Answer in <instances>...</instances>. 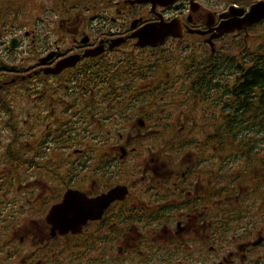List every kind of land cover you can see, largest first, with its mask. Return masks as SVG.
<instances>
[{
	"label": "flooded vegetation",
	"instance_id": "flooded-vegetation-1",
	"mask_svg": "<svg viewBox=\"0 0 264 264\" xmlns=\"http://www.w3.org/2000/svg\"><path fill=\"white\" fill-rule=\"evenodd\" d=\"M61 1L0 9V264H264V16L230 25L264 0ZM65 199L105 207L60 234Z\"/></svg>",
	"mask_w": 264,
	"mask_h": 264
},
{
	"label": "trees",
	"instance_id": "trees-1",
	"mask_svg": "<svg viewBox=\"0 0 264 264\" xmlns=\"http://www.w3.org/2000/svg\"><path fill=\"white\" fill-rule=\"evenodd\" d=\"M37 0H0V9L3 7L9 8V15L19 16L21 14V10L25 6H29L30 2H36ZM65 1V0H64ZM29 2V3H27ZM10 26H14V19L10 20ZM0 28H2V24L0 23ZM260 51L256 52L251 56L252 60L256 64H264V54H260L263 51V48H259ZM250 84L243 85H235L236 93L239 91V95L241 97V103H243L242 98L244 93L246 94L244 100V111L248 110L250 112L249 116V126L250 133L249 137L242 136V142L244 144L248 143L251 146L254 144L261 143L262 135L260 133H264V69L263 68H252L250 70ZM250 94V98L247 97V94ZM243 110V109H242ZM245 118L241 117V124L244 126ZM256 193H260L259 182L256 183Z\"/></svg>",
	"mask_w": 264,
	"mask_h": 264
},
{
	"label": "water",
	"instance_id": "water-1",
	"mask_svg": "<svg viewBox=\"0 0 264 264\" xmlns=\"http://www.w3.org/2000/svg\"><path fill=\"white\" fill-rule=\"evenodd\" d=\"M138 1H145V0H138ZM264 16V2H259L250 9V11L246 14L244 18L241 20L236 21L235 23H231L230 25L235 26L239 28L240 26H245L252 24L258 20H260L261 17ZM164 31L161 28H152V27H146L141 32H139V35H137L138 38V44L143 45L146 43H150L152 45L159 44L163 41ZM14 39V38H13ZM12 39V41H13ZM12 46H16L15 43H12ZM111 198H107L104 200L105 204H107ZM101 207L99 213L97 215H94L92 213V210L90 209V206L85 205L83 203H80L78 206L73 207L70 202L65 199L61 204H59L58 207L61 208V210L55 212V215H51V211L46 216L47 221L50 222L54 228L59 229L60 234H65L68 232V230H72V232H76L81 230V226L86 223L88 219H94L98 218L101 214L102 209L105 207Z\"/></svg>",
	"mask_w": 264,
	"mask_h": 264
},
{
	"label": "rangeland",
	"instance_id": "rangeland-1",
	"mask_svg": "<svg viewBox=\"0 0 264 264\" xmlns=\"http://www.w3.org/2000/svg\"><path fill=\"white\" fill-rule=\"evenodd\" d=\"M57 1L62 2L61 0H37L36 2H30L29 7L26 10V13L24 15V22H18L17 28L22 29V27L28 23H31V21L36 17L37 13L40 11H35V8H38L39 10H42L44 8H55V4ZM64 6H61L63 8Z\"/></svg>",
	"mask_w": 264,
	"mask_h": 264
},
{
	"label": "bare ground",
	"instance_id": "bare-ground-1",
	"mask_svg": "<svg viewBox=\"0 0 264 264\" xmlns=\"http://www.w3.org/2000/svg\"><path fill=\"white\" fill-rule=\"evenodd\" d=\"M60 208V207H59ZM58 211V208H54L52 211H51V215L54 216L55 215V212Z\"/></svg>",
	"mask_w": 264,
	"mask_h": 264
}]
</instances>
